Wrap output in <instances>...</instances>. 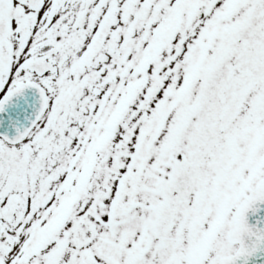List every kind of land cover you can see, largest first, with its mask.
Instances as JSON below:
<instances>
[{
  "label": "snow or ice",
  "instance_id": "obj_1",
  "mask_svg": "<svg viewBox=\"0 0 264 264\" xmlns=\"http://www.w3.org/2000/svg\"><path fill=\"white\" fill-rule=\"evenodd\" d=\"M0 264H264V0H0Z\"/></svg>",
  "mask_w": 264,
  "mask_h": 264
}]
</instances>
